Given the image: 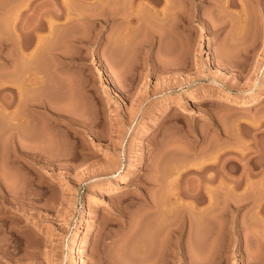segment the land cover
I'll list each match as a JSON object with an SVG mask.
<instances>
[{"label": "rangeland", "instance_id": "obj_1", "mask_svg": "<svg viewBox=\"0 0 264 264\" xmlns=\"http://www.w3.org/2000/svg\"><path fill=\"white\" fill-rule=\"evenodd\" d=\"M63 11L83 20L51 29ZM33 29L46 46L31 103H47L22 109L17 141L52 164L21 155L13 170L0 128V264H165L168 224L178 262L264 264V102L234 104L264 92V0H0L2 67Z\"/></svg>", "mask_w": 264, "mask_h": 264}, {"label": "bare ground", "instance_id": "obj_2", "mask_svg": "<svg viewBox=\"0 0 264 264\" xmlns=\"http://www.w3.org/2000/svg\"><path fill=\"white\" fill-rule=\"evenodd\" d=\"M118 2L120 1V0H117ZM80 3V2H79ZM123 3V2H122ZM121 4V3H120ZM118 6H120V8H121V5H118ZM111 8V7H110ZM78 9H79V7H78ZM114 9H116V8H114ZM113 11V10H112ZM116 11V10H115ZM114 11V12H115ZM118 11H120V9H118ZM64 12L65 11H63V13H61V14H63V15H60L61 17H65L66 18V20L65 21H62V22H60V23H57L56 21H52V20H48V25H49V27L52 29L53 27H56V26H58L59 27V25L61 24V27H64V26H62L66 21H68V20H70L69 18H71V19H74V20H70L71 22H73V23H75L77 26H79L78 24L80 23V21H81V18H82V15H81V13L79 14V12L77 13V15H75L76 13H73L75 16H73V18L72 17H69V13L68 12H66V13H68V14H64ZM122 12V11H121ZM120 13V12H119ZM116 14V13H115ZM118 14V13H117ZM121 14V13H120ZM59 15V14H58ZM79 15H81V16H79ZM120 17H122V16H120ZM42 19H40V21H41ZM82 20H83V18H82ZM83 22V21H82ZM57 23V24H56ZM78 23V24H77ZM68 24L69 23H67V25L66 26H68ZM72 24V23H71ZM30 25V24H29ZM36 25V24H35ZM39 27H41V24L39 23ZM43 25H44V21H43ZM74 25V24H73ZM26 27V26H25ZM34 27V26H33ZM38 27V26H37ZM26 29V28H25ZM31 29V28H30ZM27 30H29V29H27ZM37 30L38 29H33L32 31H30V32H26L28 35H29V37H28V39L27 38H24V37H26V34H25V36H23V38L21 37V36H19L18 38H17V47H18V49L19 50H17L19 53H21V56L19 57V59H20V62H21V64H20V62H19V67L17 68V63H18V59L16 60H14L13 59V62H11V63H8V62H4V67H2V65H0L2 68H3V70H1L0 71V121L3 123V128L2 127H0L1 128V135H3L4 137H7L8 138V140H9V144L11 145H9L10 147H11V150L9 149V147H8V150H10L9 152H10V164H11V168L13 169V170H15V167H17L16 165H15V161H16V158L17 157H22L21 155H23V156H29V157H31V160H32V162H33V164L34 165H38L39 167L40 166H42L43 164H41V163H44V165H46V164H52V162L50 161L49 162V160L48 159H45V160H43L42 158H41V154H42V152H40V150L39 151H37L36 149H32V150H35L34 151V155H30V153H28V151L27 150H25L26 148L25 147H27V146H20L19 144V142L21 141L18 137L19 136H21L22 137V134H21V131H24V130H22V129H24V127L26 128V127H29V128H31L30 127V125H31V123H32V121L30 120L31 118H30V113L28 114L27 112L29 111L28 109L29 108H27V107H29V106H31V105H33L32 103H31V96L35 93H37V91H35V89L37 88L38 89V86H37V84H38V75H37V69H36V67L34 66V65H36L35 63H34V60L35 59H37L36 57V53H38V52H36V50L37 49H39L40 48V50L44 47V46H46V41H45V38H46V36L45 37H40L39 36V33L37 32ZM31 32H33V35H32V33ZM30 33V34H29ZM18 34H19V31H18ZM23 34V33H22ZM30 35H31V38H32V36H34L33 37V39H35V37H36V45L34 46V48H32L31 50L29 49V48H31V44H32V41H33V39H32V41H31V39H30ZM72 37V36H71ZM70 38V37H69ZM68 39V37L66 36V40ZM74 39H77V36H75L74 37ZM73 40V39H72ZM1 41H2V39H1ZM0 41V42H1ZM5 42V41H4ZM33 43H34V41H33ZM17 47H16V43H15V48L17 49ZM39 47V48H38ZM46 48V47H45ZM39 50V51H40ZM46 50H47V48H46ZM44 52L45 51V49L43 48V50H41L40 52ZM39 52V53H40ZM45 53V52H44ZM43 53V54H44ZM39 55V54H38ZM24 61V64H22L23 63V61ZM209 59H211V56H209ZM12 61V60H11ZM14 61H16V63L14 62ZM23 65H24V68H22L23 67ZM0 67V68H1ZM18 69L20 70V72L21 71H23V72H21V75L19 74V71H18ZM22 69V70H21ZM39 71V70H38ZM41 73V72H40ZM41 75V74H40ZM44 75L45 74H43V77H41V79H40V81L42 80V79H44ZM40 78V77H39ZM45 80V79H44ZM40 84H42V83H40ZM44 84H45V81H44ZM37 86V87H36ZM39 86H41V85H39ZM42 86H43V84H42ZM114 88H115V91H114V93L116 94V95H119V96H121L122 95V93H121V91L119 90L120 88H118V86H117V84H114ZM36 89V90H37ZM114 94V95H115ZM173 96V94H171L170 95V97H172ZM33 99V98H32ZM33 102H34V100H33ZM262 102H264V92H262V93H260L259 95H257L256 97H253V98H251V99H244V100H241V101H234V104L235 105H238V106H243V107H252V106H255V105H257V104H260V103H262ZM43 103V104H42ZM47 103V102H46ZM46 103H45V101H42L41 103H38L37 104V101H36V104H34V105H41V106H45L46 105ZM33 105V106H34ZM184 105H183V103H182V101H179L178 102V106L176 107V108H182ZM23 108H27V109H25V110H27V112L25 111V110H22ZM45 109H46V106H45ZM53 115H55L56 117L55 118H65L66 119V117H64V115L63 114H58V113H53ZM54 117V116H53ZM68 118V117H67ZM67 120V119H66ZM69 122L70 123H74V124H78V122H76V120H74V119H72V118H70L69 119ZM5 123V124H4ZM160 123H161V120H160V118L159 119H156L149 127H148V131H147V133L146 134H150V133H152V132H154L158 127H159V125H160ZM2 126V125H1ZM23 127V128H22ZM27 129V128H26ZM25 129V130H26ZM29 130V129H28ZM78 130H80V129H78ZM27 131V130H26ZM25 134V133H24ZM19 142H18V141ZM22 142V141H21ZM8 143V142H7ZM21 144H23V143H21ZM24 145V144H23ZM25 148V149H24ZM27 156V157H28ZM2 160V159H1ZM142 170H143V165H142V163H140L139 165H137V168H136V170H129V169H126V170H124V171H122V173H123V178H127V177H129V176H131V175H136V174H140V172H142ZM12 171V170H11ZM177 172H178V170H176ZM13 173V172H12ZM15 173V172H14ZM174 173H175V171H174ZM173 173V174H174ZM176 174V173H175ZM14 175V174H13ZM15 175H16V173H15ZM15 175L13 176L14 178H15V180L17 179L16 177H15ZM172 175V174H171ZM17 176V175H16ZM176 176V175H175ZM177 180V178H174L173 179V181L172 182H170V184L171 183H173L174 182V180ZM1 182H2V180H1ZM13 182V181H12ZM175 183V182H174ZM16 185H17V183H16ZM237 185H239V184H237ZM8 186V185H7ZM3 187V186H2ZM9 187V186H8ZM229 187V186H228ZM239 187V186H238ZM230 188V187H229ZM235 188V187H234ZM14 189V188H13ZM16 189V188H15ZM208 189V188H207ZM211 189V188H210ZM8 190V189H7ZM12 190V189H11ZM190 190H192V189H190ZM234 191H235V189H234ZM187 192H189V191H187ZM193 192H195L194 190H193ZM200 192H202V191H200ZM233 192V191H232ZM231 192V193H232ZM3 193V191H2V188L0 189V199H1V196L3 195L2 194ZM7 193L9 194V192L7 191ZM10 194H12V193H10ZM16 194H17V192H16ZM186 194V193H185ZM189 194L190 195H194L193 193L191 194L190 192H189ZM188 194V195H189ZM201 194V195H200ZM212 194H214V193H212ZM233 194V193H232ZM235 194V193H234ZM236 195V194H235ZM238 195V194H237ZM195 196H197L196 198L198 199H203V198H207V199H209L210 201L212 200V196L213 195H211V191H203L202 193H199V191H197V193L195 194ZM221 197H222V194L220 195ZM7 197V196H6ZM191 197V196H190ZM216 197V196H215ZM214 197V198H215ZM192 198H194V196L192 197ZM213 198V199H214ZM6 199V198H5ZM235 197H234V201H235ZM238 199V198H237ZM236 199V200H237ZM215 200V199H214ZM190 201V200H189ZM228 201V200H227ZM196 202H198V201H195L194 203H196ZM238 202H239V200H238ZM192 203H193V201H192ZM193 203V205H192V207L195 209V204ZM201 203V202H200ZM189 204V203H188ZM228 204V203H227ZM223 205H224V202H223ZM222 205V206H223ZM235 205V204H234ZM233 205V206H234ZM190 206V205H189ZM221 206V207H222ZM227 206V205H226ZM236 206V205H235ZM219 208H220V206H219ZM197 209V208H196ZM223 209H225L226 210V208H223ZM228 209V208H227ZM166 210V209H165ZM224 211V210H223ZM166 212L168 213V212H171L170 211V207L168 208L167 207V210H166ZM192 212V211H191ZM225 212V211H224ZM195 213H197V212H195ZM207 213V212H206ZM206 213L205 214H203L205 217H206ZM170 214V213H169ZM208 214V213H207ZM165 215V214H164ZM201 216H203L202 215V212H201V214H200ZM221 215V214H220ZM166 216V215H165ZM168 216V215H167ZM209 216V215H208ZM222 216V215H221ZM204 217V218H205ZM83 220H85V219H87V213H85L84 215H83V218H82ZM169 219H170V217H169ZM165 221V220H164ZM170 222H172V220H170ZM169 222V223H170ZM174 222V221H173ZM168 223V222H167ZM166 223V224H167ZM163 225V227L162 228H164L165 227V229L167 228V226H166V224L165 223H162ZM171 224V223H170ZM157 225H159V223L157 224ZM165 225V226H164ZM179 225V224H178ZM207 225H209L208 223H207ZM206 225V226H207ZM172 225H169L168 224V235H169V237H167L168 239H164V238H159L160 239V241L158 240V244H159V242H160V246L161 245H163V247H162V249H161V253L166 257V256H171L170 258L169 257H167V258H165V264H196V263H198V264H201V262H198V260L196 259H192V257L191 258H189L188 257V254H187V257L189 258V259H191V260H189V259H181V260H183V261H180V262H178V260L176 259V257L177 256H180V254L181 253H183V252H185V250H186V248H185V246H183L182 245V241H183V239H182V232H181V230H179V231H177L176 229H174V228H172V227H174V226H172ZM177 226V225H176ZM209 227V226H208ZM158 229H159V227H157ZM93 229H94V226H91L90 227V229L88 230V235H87V237H86V239H85V241L88 243V241L90 240V235H91V233H92V231H93ZM156 231V230H155ZM163 232V230L162 229H160V231L159 232ZM208 231V230H207ZM156 233H157V231H156ZM158 234V233H157ZM162 234H164V233H162ZM166 234H167V232H166ZM207 234H208V232H207ZM153 235H155V234H153ZM152 235V236H153ZM157 237V236H156ZM203 238L205 237V234L202 236ZM201 237V238H202ZM154 238H155V236H154ZM166 238V237H165ZM206 238V237H205ZM207 239H208V236H207ZM83 240H84V237H83V234H82V232H80L79 230H78V232H77V234H76V237H75V240H74V245H73V247H72V251L73 252H75L77 255H79V258H80V254H81V247H80V245H81V243L83 242ZM204 240V239H203ZM200 241V240H199ZM202 241V240H201ZM204 241H206V239L204 240ZM203 241V242H204ZM157 243V242H156ZM198 243H200V242H198ZM207 241L204 243L205 244V248L206 249H208V246H207ZM187 244H189V243H187ZM196 244V243H195ZM210 244V243H209ZM189 246H190V244H189ZM194 246V245H193ZM204 248V249H205ZM211 248V247H210ZM204 251V250H203ZM159 252H160V250H159ZM158 252V253H159ZM155 253H156V251H155ZM154 253V254H155ZM159 255H161L160 253H159ZM162 256V255H161ZM153 258V257H152ZM157 258H159V256L157 257ZM164 258V257H163ZM184 258V257H183ZM162 259V258H161ZM153 260L155 261V259L153 258ZM156 261L157 262H160V261H158V259H156ZM155 261V262H156ZM202 261V260H201ZM203 262V261H202ZM204 263V262H203Z\"/></svg>", "mask_w": 264, "mask_h": 264}]
</instances>
